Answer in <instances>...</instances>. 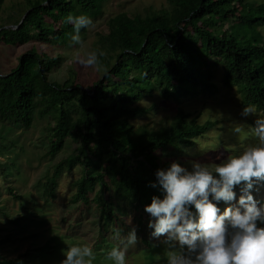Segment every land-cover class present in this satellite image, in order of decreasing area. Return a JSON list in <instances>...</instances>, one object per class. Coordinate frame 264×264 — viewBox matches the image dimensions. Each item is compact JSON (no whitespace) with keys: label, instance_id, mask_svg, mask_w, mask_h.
I'll return each instance as SVG.
<instances>
[{"label":"trees","instance_id":"trees-1","mask_svg":"<svg viewBox=\"0 0 264 264\" xmlns=\"http://www.w3.org/2000/svg\"><path fill=\"white\" fill-rule=\"evenodd\" d=\"M24 1L25 9L11 27H0V48L10 49L9 54L30 44L9 69H0V123L28 129L36 117L49 116L48 156H56L67 142L76 145L44 178V195L55 198L57 179L78 169L70 200L97 207L100 232L112 226L100 242L128 230L117 218L116 207L144 211L154 195L162 196L159 188L150 186L156 170L184 156L216 124H198L178 108L158 125L135 126L132 121L154 109L139 106L142 98L158 94L178 103L200 95L213 97L220 85L233 91L241 109L251 103L264 114V1L166 0L167 7L160 9L117 13L92 43L94 51L105 53L100 60L107 68L87 89L76 82L73 68L62 83L49 81L48 74L60 67L62 58L51 56L47 48L71 43L73 26L65 22L69 14H86L95 21L112 0ZM4 2L0 0V12ZM35 43L44 47L38 51L32 48ZM217 71L220 80L215 81ZM258 186L257 192L264 191V182ZM234 191L238 201L240 186ZM89 193H94L90 201ZM235 204L221 201L217 206L222 213ZM259 205L264 207V201ZM140 217L137 234L143 227ZM143 236L138 242L148 240ZM19 260L21 256L0 257V264Z\"/></svg>","mask_w":264,"mask_h":264},{"label":"rangeland","instance_id":"rangeland-1","mask_svg":"<svg viewBox=\"0 0 264 264\" xmlns=\"http://www.w3.org/2000/svg\"><path fill=\"white\" fill-rule=\"evenodd\" d=\"M24 2V0H5L0 12V27H11L14 18L21 15L20 11L25 9ZM149 7L160 9L167 7V3L166 0L110 1L104 8L103 16L93 21L94 27L85 29L81 34L82 39L85 40L84 51H94L92 43L96 40L95 36L97 32L105 30L109 17L121 12L143 13ZM29 45L12 49L11 54H9L10 49L0 48V69L3 67L9 69L18 57L29 49ZM43 47L38 43L32 46L38 51ZM47 52L51 56L62 58L60 67L48 74L49 81L62 83L66 78H70L68 69L73 68L77 74L76 82H80L82 89H87L88 85L102 77L107 68L105 64H101V71L97 72L95 69H85L72 62L75 48L71 43L54 44L47 48ZM1 53L4 57L8 56V61L1 57ZM216 75L215 81L220 80V71H217ZM138 105L154 109L145 117L132 121L135 126L158 125L172 118L178 108L190 114L191 118H196L198 124L207 121L216 123L211 130L195 141L194 147L187 149L184 156L169 159L170 163L177 161L186 167H190L187 163L190 159L209 164L219 163L227 155H238L244 148L258 143L250 130L253 124L251 122L255 117H242L238 98L233 91H226L220 85L217 94L213 97L200 95L195 98H184L177 103L153 94L151 97L142 98ZM46 125H52L49 116L36 117L28 129L0 123V257L14 260L21 256V260L15 264H60L65 258L62 250L72 245H88L93 248L96 256L93 264H111L105 259L106 252L118 245L120 240L115 234L114 240L106 238V241H100L109 234L105 231H111L112 226L108 225L109 230H107L108 226L105 229L102 227L100 232L102 219H99L97 207L84 205L82 202L73 204L70 200L74 192L72 183L80 174L78 169L67 172L57 179L55 198L44 195V178L53 172L55 164L64 160L76 148L74 143L67 142L56 156L49 157L47 152L50 146L46 138ZM237 126L242 129L238 134L233 132ZM258 188L257 185L252 194L258 202H262L264 191L257 192ZM9 190H12L13 194H10ZM93 196L94 193H89L88 200L90 201ZM120 208L116 207V215L123 223L124 221L120 219L122 215L132 216L131 225L124 223L128 227L127 232L133 226L138 228L137 217L140 215L143 227L137 236L141 238L144 235L143 237L148 239L128 248L126 264H166L164 258L166 245L162 241L163 238L156 240L150 236L152 230L147 227L151 219L149 214L129 208L126 212L120 211ZM123 232L121 230V237Z\"/></svg>","mask_w":264,"mask_h":264},{"label":"clouds","instance_id":"clouds-1","mask_svg":"<svg viewBox=\"0 0 264 264\" xmlns=\"http://www.w3.org/2000/svg\"><path fill=\"white\" fill-rule=\"evenodd\" d=\"M65 22L73 26L72 62L101 71L100 57L105 53L84 51L81 37L82 29L94 27L93 20L86 14H69ZM240 115L255 117L250 130L256 145L238 155L229 154L219 163L190 159V167H186L172 161L155 172L156 180L150 186L159 188L162 196L154 195L144 211L151 217L147 224L151 238H163L166 245V264H264V227L258 226L264 225V207L258 206L252 194L264 182V114H258L257 106L249 103ZM241 131L239 126L233 129L236 134ZM237 186L241 193L238 201ZM221 201L236 204L221 213L217 206ZM120 219L132 223L131 214ZM116 237L120 243L106 252L105 259L111 264H126L128 248L139 240L137 228L131 227L122 237L117 231ZM62 254L65 258L60 264H93L96 259L88 245H72Z\"/></svg>","mask_w":264,"mask_h":264},{"label":"water","instance_id":"water-1","mask_svg":"<svg viewBox=\"0 0 264 264\" xmlns=\"http://www.w3.org/2000/svg\"><path fill=\"white\" fill-rule=\"evenodd\" d=\"M26 15V14H25ZM25 15H24V17H25ZM22 22V20L20 21V23ZM14 28V27H13Z\"/></svg>","mask_w":264,"mask_h":264}]
</instances>
